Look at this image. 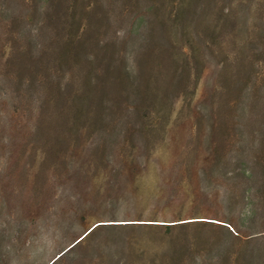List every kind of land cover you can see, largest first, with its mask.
Masks as SVG:
<instances>
[{"label":"rangeland","instance_id":"rangeland-1","mask_svg":"<svg viewBox=\"0 0 264 264\" xmlns=\"http://www.w3.org/2000/svg\"><path fill=\"white\" fill-rule=\"evenodd\" d=\"M51 263L264 264V0H0V264Z\"/></svg>","mask_w":264,"mask_h":264},{"label":"trees","instance_id":"trees-1","mask_svg":"<svg viewBox=\"0 0 264 264\" xmlns=\"http://www.w3.org/2000/svg\"><path fill=\"white\" fill-rule=\"evenodd\" d=\"M165 226L170 227V226H172V225H165ZM232 229H233V228H232ZM91 231H92V230H91ZM91 231H89L88 233H90ZM88 233H87V234H88ZM87 234H86V235H87ZM86 235H85V236H86ZM85 236H84V237H85ZM84 237H83V238H84ZM73 246H74V245H73ZM61 256H62V255H59L58 258H60ZM55 261H56V260H54L52 263H54ZM52 263H51V264H52Z\"/></svg>","mask_w":264,"mask_h":264}]
</instances>
